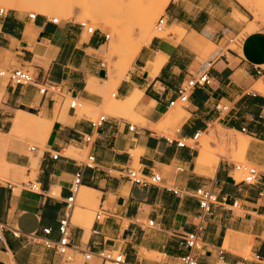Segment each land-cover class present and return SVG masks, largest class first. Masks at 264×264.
I'll list each match as a JSON object with an SVG mask.
<instances>
[{"label": "crops", "instance_id": "0c3cea01", "mask_svg": "<svg viewBox=\"0 0 264 264\" xmlns=\"http://www.w3.org/2000/svg\"><path fill=\"white\" fill-rule=\"evenodd\" d=\"M234 10H240L235 0L169 2L166 27L180 26L185 36L180 40L171 32L165 39L153 37L115 88L116 100L128 98L135 89L141 91L135 111L145 124L107 116L95 128L91 119L77 117L70 108L60 120V111L54 114V97L40 95L37 85L60 84L62 103L66 97H94L85 95L88 79L100 85L108 80L106 67L101 66L103 34L94 31L82 39L80 25H55L43 14L30 19L28 12L6 10L0 17V69L27 70L36 83L1 87L0 79V264L72 263L46 249L43 239L58 240L59 221L79 171L81 186L98 193L97 210L104 211V219L93 221L88 231L79 225L69 227L72 257L107 250L123 252L129 264H180L179 258L189 253L181 235L202 223V247L190 252L198 264H264V94L252 89L259 81L264 83V72L259 76L254 70L264 66V36L252 33L230 42L245 26L232 20ZM206 42L217 48L208 57L203 55ZM157 57L164 62L152 78L147 73ZM203 72L210 84L192 91L170 136L158 135L151 126L172 110L167 104L179 86ZM19 114L52 121L41 147L17 139L20 134L40 138L35 130L13 133ZM215 124L249 137L245 161L260 169L257 183L234 181V163L226 159L219 161L214 173L199 174L197 150L177 147V141L206 133ZM85 136H91L90 144ZM31 146L35 151H30ZM55 154L59 156L53 160ZM90 155L94 162L86 166ZM127 169L142 175L158 173L162 181L158 186H135L125 176ZM20 177L36 181L40 191L20 187L15 193L18 185L10 179ZM199 188L216 195L211 217H202L197 200L185 194ZM233 202L236 208H231ZM43 229H50V234ZM152 252L163 258H150ZM102 263L95 257L82 262Z\"/></svg>", "mask_w": 264, "mask_h": 264}, {"label": "bare ground", "instance_id": "6f19581e", "mask_svg": "<svg viewBox=\"0 0 264 264\" xmlns=\"http://www.w3.org/2000/svg\"><path fill=\"white\" fill-rule=\"evenodd\" d=\"M237 1L243 7H245L253 17V20L249 22L247 28L243 32L245 35L255 33L259 30L260 26H264V0ZM169 2L170 0H0V4L10 6L13 9L22 10L24 8H33L35 11H37V14H55L58 19L75 17L76 21H84L81 23L84 26H86V24L88 25V23L90 22L89 24L92 23L95 26H102L105 29L107 28L113 34L114 40L113 42H111V46L109 47L107 53L108 58L107 56L106 58L109 59L114 56L121 55L124 48H127L125 54L128 56V59L132 58V60L135 58V55L138 53L141 47L147 45L153 37L161 38L165 34L163 30L159 33L155 32L153 29V23L155 22L159 12L164 10ZM75 11L77 12V15L75 14ZM232 14V17H234V19L238 18L237 20L240 21L247 20V17L238 10H234ZM85 29H87V33L90 34L89 29L90 31H92L93 26L89 28L85 27ZM164 30L171 31L173 34L177 35V38L180 40L183 36H185V31L177 25H173L169 28L165 27ZM134 33H137L139 38L136 42L129 45V42ZM161 33L164 34L162 35ZM84 34L85 33H83V35ZM213 47L214 45L212 43L206 42V47L204 48V50L212 49ZM163 62L164 60L162 58L157 57L155 61L152 62L153 70L151 72H148L147 74H149V76L152 78L155 77ZM109 67L114 68L116 66L114 65L113 67L111 64V66ZM112 73H114L115 75V72L111 70L110 72H108L109 78L108 80L104 81L102 85H100L96 79L89 78L85 89V95L95 96L98 101H103L104 105H100H103L104 111H106L107 113H114L115 115H137L140 119H143L142 121H144V118L140 114L135 113L136 105L140 100L142 94L141 91L135 89V91L131 93L132 95L130 94L131 96H127L128 98H124V100H116L115 98L106 96L108 87L113 85L114 82H116V79L123 78L120 77L121 74L123 75V73L121 72L120 76L118 75L119 72L118 74L116 73L117 76H119L118 78H115ZM120 81V79L117 80V82L115 83L116 87ZM252 89L264 94V83L262 81H259L255 86H253ZM55 105L56 106L54 114H57L60 111V120L63 121L62 117L63 115H65L68 107H66L65 103L62 102H57ZM154 106L155 102H152L150 107ZM77 109V117L79 116V118L80 116L86 115V113H88V115L92 113V110L87 103H84V105L82 103L79 108L77 107ZM180 115L183 116L184 111L182 109H177L176 114H167L160 122H158L157 125L154 124V126H151V129L160 130L161 128L167 127V125L172 124L174 120H178L177 117ZM56 118L58 119L59 115ZM51 124L52 121L50 120L19 114L14 120L13 133H23L27 129H32L37 132L42 142H44L47 133L50 130ZM211 130L210 133L207 132L208 134L200 133L201 138L199 137L200 139H198L201 141H199L200 144L198 147V153L195 158V170L199 174H211L219 163V159L214 155L213 147L211 146V136H214L217 139L218 142H216L218 143V148L221 151H223L224 148H227L230 152L237 154L242 158L245 156L248 147L249 141L247 140L249 137L246 135H243L242 139L233 140L227 137V135L225 136V134H216L213 131L214 128ZM230 131L239 134V132L237 131ZM215 138L213 139L215 140ZM214 140L212 141L215 143ZM215 145L217 147V144ZM132 154L133 156H137L138 153L137 151H133ZM73 157L78 158L77 155L76 157L75 155ZM97 197L98 193L95 190L88 189L84 186L80 187L79 192L76 196V200L80 205L78 204V211H73L71 220L74 221L75 225L83 227L86 231L91 229L94 216L93 213H87L84 209L86 207H89L90 203H98ZM228 243L229 239H227L224 249L227 248ZM151 255L158 254L152 252L151 254H149V256ZM70 264H79V262L74 261Z\"/></svg>", "mask_w": 264, "mask_h": 264}, {"label": "built area", "instance_id": "2783aa9c", "mask_svg": "<svg viewBox=\"0 0 264 264\" xmlns=\"http://www.w3.org/2000/svg\"><path fill=\"white\" fill-rule=\"evenodd\" d=\"M5 9H0V17L5 14ZM36 13H29V18L34 19ZM51 23L57 25L59 24V20L57 18H52ZM81 27H84L83 24H80ZM166 27V19L162 15L158 18L155 24V30L157 32H161ZM94 31H90L92 33ZM109 35L103 34L104 41L109 40ZM236 41V39L230 40V42ZM102 67H106L105 63L101 64ZM255 73L257 75H262L264 72L263 67H254ZM0 79L4 80L6 84L15 87H22L28 85H34L35 79L33 75L24 69H0ZM210 84V78L206 72L199 74L197 77H194L186 82L182 83L179 88L177 89L175 96L172 100H170L167 104L168 108L173 109L175 106L180 105L184 107L192 91L197 87L208 86ZM38 92L42 96H48L50 98L61 94V85L57 83H47V84H40L37 85ZM112 97H115V93L112 94ZM79 100L76 98H70L69 101V108L72 110H76L79 107ZM218 108V106H217ZM107 119V116L102 115L97 120H92L91 125L93 128L100 127ZM134 125L129 127V130H133ZM241 133H245L246 129L242 128ZM200 137V133L195 134L191 139H181L180 141L176 142L177 147H190L194 148L198 145V139ZM86 144H90L92 142L91 136H85L83 138ZM192 143V145L189 144ZM30 151H35V146L30 147ZM59 154L52 155L51 158L56 160ZM94 162L93 156L87 157L86 166H90ZM234 173H237L241 176L239 182L244 184L253 185L257 183L259 180V170L257 167L249 164V163H238L233 165ZM126 178L135 186L141 188H147L149 186H158L160 185L162 178L161 175L158 173H152L150 175H142L139 170L136 169H127L125 172ZM82 181V171L77 172L74 175V180L71 186V197L66 200V207L65 212L59 221L58 226V233L59 238L57 241L50 240V239H43V245L48 250H53L57 255H59L64 261L68 262L72 260V254L70 253V242H69V227L73 226L71 223V218L73 211L75 209V201L76 196L79 192L81 187ZM16 187V186H15ZM21 188L29 190L31 192L37 193L40 191L39 184L36 181L28 180L27 182H23L20 184ZM171 191L173 194L178 195V191L173 189H167ZM186 195H189L195 198L198 202V206L201 212L202 217H211L213 215V205L216 204L217 199L214 192L210 189L199 188L192 193L186 192ZM238 206L237 202H233L231 208H236ZM104 219V211L99 208L94 213V222H100ZM153 226V221L148 222V227ZM204 227L203 224L200 223L196 226L193 232H188L181 235L182 245L189 250V253L181 256L179 258L180 264H198L196 256L192 255L191 251H198L202 247V240L201 236L203 233ZM43 233L45 235L50 234V229H43ZM13 235L17 237L19 234L17 231L13 232ZM219 254L222 255V251H219ZM84 261H89L93 257L101 260L102 262H110L111 264H129L126 260L125 254L121 251H107L102 250L95 255L89 252L83 253Z\"/></svg>", "mask_w": 264, "mask_h": 264}, {"label": "rangeland", "instance_id": "374dc122", "mask_svg": "<svg viewBox=\"0 0 264 264\" xmlns=\"http://www.w3.org/2000/svg\"><path fill=\"white\" fill-rule=\"evenodd\" d=\"M172 0H170V2H171ZM236 2H237V4L239 5V7H240V12L241 13H243L246 17H247V20L246 21H240V20H237L238 18H236V19H234V17H231L232 18V20H234V21H236V22H239V23H243L245 26H244V28H243V30L240 32V34L235 38L236 40H241V39H244V37L246 36L243 32H244V29H246L247 28V26H248V24H249V22L251 21V20H253V17L251 16V14L246 10V8L245 7H243L237 0H235ZM5 9V10H9V9H13V8H11L10 6H6V5H4V4H0V9ZM166 9V8H165ZM165 9L164 10H162V11H160L159 12V14L157 15V18H156V20H155V22L153 23V29H154V31L155 32H157L156 30H155V24H156V21L158 20V18L160 17V16H165ZM21 11H24V12H28V13H36L37 14V11H35L33 8H24V9H22ZM75 14L77 15V12L75 11ZM75 15V16H76ZM46 16H48L50 19H52V18H57V16L55 15V14H50V15H46ZM233 16V15H232ZM74 18V19H73ZM58 19V18H57ZM59 20V23H60V25H62V24H64V23H70V24H75V25H80L82 22H84V21H81V20H78V21H80V22H78V21H76L75 20V17H72V18H64V19H58ZM85 22H89V21H85ZM90 23V22H89ZM88 23V25H90V26H88L87 24H86V26H84L83 27V33H85L84 35L82 34V39H87L90 35L87 33L88 31H86L87 29H85V27L86 28H89V27H91V26H93V30L92 31H96V32H98V33H101V34H107V35H109L110 37H109V40L108 41H105V43L103 44V46H102V58H103V60H104V63H105V66H106V70H107V75H108V72H110V70L111 71H113V72H115V75H114V73H112V75L116 78H118L119 76H120V74L121 73H123V75L121 74V76L120 77H125V74L127 73V71H128V69L130 68V65H131V63H132V58L131 59H128V56L125 54V51H126V49L127 48H124V50L122 51V54L121 55H117V56H114V57H112V58H109V59H107L108 58V55H107V53H108V50H109V47L111 46V42H113V40H114V37H113V34L111 33V31L109 30V29H105L104 27H102V26H95L94 24H89ZM248 23V24H247ZM88 26V27H87ZM95 26V27H94ZM98 27H100V28H98ZM246 27V28H245ZM163 31L165 32V34L163 35L162 33V39H165V38H167L168 37V35H169V33L171 32V31H169V30H164L163 29ZM167 32V33H166ZM159 33V32H158ZM255 33H258V34H260V35H262V36H264V26H260V28H259V30L257 31V32H255ZM138 38H139V36H138V34L137 33H134L133 35H132V38H131V40H130V42H129V45L131 44V43H134V42H136L137 40H138ZM232 48H234V46H231ZM207 50V51H206ZM210 50V51H209ZM217 50V48L216 47H213L212 49H205L204 50V53H203V55H204V57H208V56H210L212 53H214L215 51ZM106 56H107V58H106ZM129 60V61H128ZM111 63H110V62ZM109 63V64H108ZM111 64H112V66L114 67V65L116 66V67H114V68H117V69H114V68H110L109 66H111ZM109 68H110V70H109ZM119 69V70H118ZM118 72H119V74H118ZM121 72V73H120ZM119 75V76H117V74ZM108 78H109V75H108ZM123 78H119L120 80H122ZM119 79H116V82H117V80H119ZM116 82H114V84L113 85H111V86H109L108 87V89H107V93H106V96H108V97H111V98H113L112 97V94H114L115 93V87H116V85H115V83ZM5 84H6V82L4 81V80H2L1 81V87H4L5 86ZM63 95L62 94H59V95H56V96H54V100L56 101V103L57 102H62L63 101ZM96 97L94 96V97H90V98H87L88 100H86V99H80L79 100V104L81 105L82 103H83V105H84V103H87V104H89L88 102H90V103H93V104H103L104 105V102L102 101V102H100V101H98L97 99H95ZM69 101H70V99H69V97H66L65 98V101H64V103H65V106L66 107H68L69 108ZM86 105V104H85ZM91 105V104H90ZM103 105L100 107V108H94V106L92 105V107H90L91 108V110H92V113L91 114H89L88 115V113H86V117H88L89 119H91V120H97L100 116H102V115H105V116H114V117H123L124 119H127L128 121H130L131 123H133V124H136V125H144L145 124V121H142L143 119H140L137 115H135V116H132V115H130V114H125V115H115L114 113H107L106 111H104V107H103ZM79 108V107H78ZM177 109H182V106H180V105H177V106H175L168 114H176L177 113ZM78 109H76V111H77ZM77 113V112H76ZM84 113V112H83ZM135 113H136V111H135ZM181 117H182V115H180V116H178L177 118H178V120L176 121V120H174L173 122H172V124H170V125H167V127H164V128H161L160 130H157V134L158 135H165V136H170L171 135V132L176 128V126H177V124H178V122L180 121V119H181ZM214 128V132L217 134L218 133V135H220V134H225V136L227 135V137H229V138H231V139H235V140H238V139H242L243 138V135L242 134H236L235 132H231V131H226V130H224L221 126H218V125H213V126H210L209 128H208V130H207V132H209L210 133V130L211 129H213ZM218 129V130H217ZM212 131V130H211ZM218 131V132H217ZM205 133V134H208V133ZM221 132V133H220ZM201 138V137H200ZM199 138V139H200ZM213 138H215L214 136L212 137H210V140H211V146L213 147V151H214V155L215 156H217V158L219 159V161L221 160V159H226V160H228V161H230V162H233V163H235V164H238V163H244V162H246L245 161V156L242 158L241 156H239V155H237V154H234V153H232V152H230L227 148H224V150L223 151H221L219 148H218V141H217V139L215 138V140L213 139ZM17 139H19V140H22V141H24V142H28L30 145H38V146H40L41 147V145H42V140L40 139V138H34V137H32V136H30V135H27V134H20L19 135V137L17 138ZM212 140H214L215 141V143L212 141ZM199 141H201V140H198V145H196L194 148L197 150V153H198V147H199ZM217 141V142H216ZM247 141H249V138H248V140ZM189 144L190 145H192V143L191 142H189ZM215 144H217V147H216V145ZM68 155H70V156H72V154H68ZM74 156V155H73ZM258 170H260V169H258ZM3 179H5V180H9L7 177H2ZM233 179H234V181H239L240 179H241V176L239 175V174H237V173H234V177H233ZM27 180L28 179H26L25 177H20V178H12V179H10V181L12 182V183H14V184H16V185H18V187H17V189L15 190V193H18V191L21 189L20 188V183L21 182H27ZM79 203L77 202V200L75 201V209H74V211H78V207H79V205H78ZM97 206H98V203H90V205H89V207H86L84 210H86V212L87 213H93V216H94V212L97 210ZM93 221H94V217H93ZM71 223L73 224V225H75V223H74V221H72L71 220ZM152 259H162L163 257L162 256H160V255H152V256H150ZM74 261H78L79 262V264H82V262L84 261V257L83 256H73L72 257V262H74ZM71 263V262H70ZM110 262H106V263H102V264H109Z\"/></svg>", "mask_w": 264, "mask_h": 264}]
</instances>
